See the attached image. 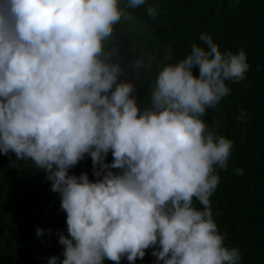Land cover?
I'll return each instance as SVG.
<instances>
[{
	"label": "clouds",
	"instance_id": "clouds-1",
	"mask_svg": "<svg viewBox=\"0 0 264 264\" xmlns=\"http://www.w3.org/2000/svg\"><path fill=\"white\" fill-rule=\"evenodd\" d=\"M145 2L0 0V154L31 161L60 195L68 235L59 234L63 259L48 264H135L149 248L156 264L241 259L224 245L210 207L233 142L202 117L229 94L226 80L245 78L246 54L222 53L202 33L207 49L193 44L166 64L141 110L136 85L121 79L119 49L106 42ZM147 15L154 19L156 8ZM86 155L95 180L70 174ZM44 232L37 227V237Z\"/></svg>",
	"mask_w": 264,
	"mask_h": 264
},
{
	"label": "trees",
	"instance_id": "trees-1",
	"mask_svg": "<svg viewBox=\"0 0 264 264\" xmlns=\"http://www.w3.org/2000/svg\"><path fill=\"white\" fill-rule=\"evenodd\" d=\"M120 3L123 7L127 0ZM148 6L157 10L154 19L147 15ZM128 11L134 19L117 24L106 46L119 49L114 59L124 69L121 79L136 85L141 110L151 106L152 87L166 64L186 58L193 44L207 49L202 33L211 36L222 53L245 52L250 66L245 78L226 80L229 94L206 109L202 119L233 142L227 169H216L220 182L210 197L218 232L227 248L239 249L238 264H264V0H146ZM138 58L151 67L134 69ZM194 73L198 75V69ZM241 111L242 121L237 119ZM112 159L109 152L106 163ZM81 173L96 179L90 156L70 169V174ZM194 206L203 210L195 199ZM37 227L45 230L40 237ZM60 233L68 235L66 213L46 173L31 161L17 160L13 152L0 154V264H48L53 256L62 260ZM152 251L147 249L135 264H156ZM120 264L129 262L124 258Z\"/></svg>",
	"mask_w": 264,
	"mask_h": 264
}]
</instances>
